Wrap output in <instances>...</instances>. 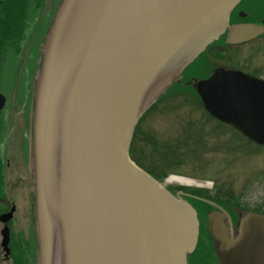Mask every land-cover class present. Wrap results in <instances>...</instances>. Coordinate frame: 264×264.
<instances>
[{
    "label": "water",
    "instance_id": "1",
    "mask_svg": "<svg viewBox=\"0 0 264 264\" xmlns=\"http://www.w3.org/2000/svg\"><path fill=\"white\" fill-rule=\"evenodd\" d=\"M240 1H61L31 115L38 264H54L56 247L58 264H188L197 212L138 167L130 145L144 113L225 33ZM261 29L232 27L227 43ZM193 88L210 116L264 146V80L217 67ZM208 219L219 264H264V215L249 212L236 229Z\"/></svg>",
    "mask_w": 264,
    "mask_h": 264
},
{
    "label": "rangeland",
    "instance_id": "2",
    "mask_svg": "<svg viewBox=\"0 0 264 264\" xmlns=\"http://www.w3.org/2000/svg\"><path fill=\"white\" fill-rule=\"evenodd\" d=\"M56 1L45 0L41 6L40 0H31L29 7L25 9L28 16L22 21L27 28L21 39L19 50L17 51L16 47L12 45L4 55L0 75V93L6 97V105L0 114V167L2 168L0 174L3 177V185L0 186V197L4 196L5 193L8 194L11 190L9 189V183L14 174L21 176L24 172H27L28 164L31 167V115L35 76L41 60L39 48H42L44 41L40 42V39L51 26L57 9ZM39 22H41V26H35ZM34 27L37 28L36 34L32 31V29L35 30ZM39 27L43 28L40 33ZM27 38L29 39L26 40ZM35 40L38 42H35ZM24 41L25 46L23 48ZM218 65L219 61L216 59V55L208 54L202 63L198 64L197 72L207 73ZM191 85L193 86V84ZM29 97L30 101H28ZM172 99L183 101H169V99L161 101L146 114L140 123L139 130L142 137L152 136L156 140L158 148V150L155 148L156 154L152 153V146L147 144L144 139L138 141L134 148L135 156L139 151H142L146 155L144 161L146 159L152 160L158 167L163 170L166 168L172 172L166 177L168 181H163L166 178L159 180L162 185L177 188L186 186L185 184L169 181L171 176H180L211 187L212 181L206 182L201 178L214 177V172L219 167L223 168L221 176L226 177L225 180L231 179V181H234L237 190L255 169L264 166V148L259 149L255 145L243 143L245 145L235 153L228 154L223 151L221 154H216L215 152H207L200 146L197 147L192 140L186 142L187 133L185 129L190 122L196 124L202 130L205 128L210 130L215 122L208 124L210 127L203 126V128L201 126V124L203 125L204 111L197 106L194 99L189 95L176 96ZM237 139L242 143L240 138L237 137ZM230 140V134L223 132L222 141L228 143ZM165 155L168 156L169 161L168 159L165 161L164 168L162 161L165 159ZM150 157L152 158L150 159ZM5 161L10 163V169L6 172L7 178L4 172L5 165L3 164ZM245 199L247 203L253 206L259 205L264 199V183H253L247 189ZM16 202L19 206L20 201L19 203ZM215 258L213 256L208 257L205 254L203 258L196 261L198 264H201V262L202 264H218L217 261H213Z\"/></svg>",
    "mask_w": 264,
    "mask_h": 264
},
{
    "label": "flooded vegetation",
    "instance_id": "3",
    "mask_svg": "<svg viewBox=\"0 0 264 264\" xmlns=\"http://www.w3.org/2000/svg\"><path fill=\"white\" fill-rule=\"evenodd\" d=\"M2 6L3 0H0V8ZM250 24L259 26L262 28V32L241 42L227 43V38L232 27ZM36 26H39V23ZM34 29V33H36L37 28L35 27ZM215 43L216 59H218L219 65L214 67L207 76L200 79L209 78L217 67H222L226 70L240 71L254 78L264 80V0H241L229 15L228 28H226L225 33ZM40 54L41 49L39 48ZM185 70L178 81L183 79ZM200 79L190 77L187 82L194 84L196 80ZM171 100L183 101L180 99H169V101ZM203 117L202 127H210L208 124L215 122L210 127V130L206 128L200 130V147L205 149V151L215 152L216 154H221L225 151L228 154H232L242 148L245 145L243 143L255 145L259 149L264 148L263 145L251 141L240 131L218 121L208 113L204 114ZM223 132L230 134V142L224 143L222 141ZM237 137L242 140V143L238 141ZM3 164L5 165L4 172L7 178L6 172L10 169V163L9 161H5ZM222 170L223 168L218 167L214 172V177L209 179L201 178V180L206 182L212 181L211 187L197 182L196 184L182 186L186 187V189L189 188L187 191L170 185L168 187L165 186L172 194L182 195L194 207L199 220V232L200 234L208 235L209 238L208 216L212 213L221 216L222 224L229 225L230 223L233 229L237 228L240 220L249 212L264 215V199L259 205L255 206L247 203L245 199L247 189L253 183H264V166L255 169L237 190L235 189L234 181H231V179L225 180L226 177L221 176ZM10 181L9 189L11 190H9L8 194L5 193L4 196L0 197V205L2 206L0 208V218L14 209L7 220L2 221L0 219V264H38V245L34 215L35 187L32 168L28 164L27 172H24L21 176L14 174ZM163 181L168 180L166 178ZM158 182L162 184L160 181ZM194 189H198L202 196L193 194ZM199 199L207 200L212 204L205 203ZM16 201L18 203L20 201L19 206ZM194 201H199L206 206L198 205ZM231 226L229 225L228 228L231 229ZM208 237L205 236L204 238L208 240ZM213 261H217L218 263L217 256Z\"/></svg>",
    "mask_w": 264,
    "mask_h": 264
},
{
    "label": "trees",
    "instance_id": "4",
    "mask_svg": "<svg viewBox=\"0 0 264 264\" xmlns=\"http://www.w3.org/2000/svg\"><path fill=\"white\" fill-rule=\"evenodd\" d=\"M40 1L42 6L45 0H40ZM61 1L62 0L56 1L57 8L60 5ZM30 2L31 0H3V6L0 8V75H1L2 63L5 58L4 55L6 54L8 48L13 45L14 47H16L17 51L19 50L18 48L20 46L21 39L23 38L25 30L27 28L25 23H23L22 21L25 20L28 16V14H26L25 12V9L29 7ZM47 32H45L44 35L41 37L40 42L44 40V37L46 36ZM215 45L216 43L214 42L189 67H187L183 79L181 81L174 82L173 85L164 94H162L159 97V99L144 113V115L141 117L140 121L138 122L135 128L132 142L130 145V151H129L130 158L138 167L146 171L149 175H151L154 179L158 181L160 179L166 178L170 173H172L165 168L166 165L165 161L168 159V156L165 155V159L162 161L165 170L155 165V162H153L152 160L146 159L145 162L143 159H145L144 157L146 155L142 151H139L135 156V152H134L135 145L137 144L138 141L140 142L142 139H144L145 142H147V144L152 146L153 154L154 153L156 154L155 148L158 150L155 142L156 140H154L152 136H148L146 138L142 137L139 130L140 123L142 122L146 114L149 111H151L156 105H158V103L182 95H189L190 97H192L196 102L197 106L203 109L204 114H207V112L203 108V104L199 96L197 95L195 89L187 81L189 80L190 77H194L197 79L204 78L205 76H207L208 73L211 72L208 71L207 73H203V72L199 73L197 72V66L198 64L202 63V61L206 58L208 54H213L214 56L216 55ZM38 69H39V65H38ZM28 101H30V97ZM1 113L2 112L0 111V114ZM200 130H201L200 127L190 122L185 129V132L187 133L186 142L187 140H192L197 147L200 146V137H199L201 133ZM151 158L152 157H150V159ZM1 170L2 168L0 167V173H2ZM1 185H3V177H1L0 174V186ZM178 188L184 189L186 191L187 189H189V188L186 189V187H182V186H179ZM192 193L202 196L198 189H194V192ZM194 202L197 203L198 205L206 206L205 204L199 201H194ZM205 236L208 237V235H205L203 233L199 235L198 245L194 253L188 256V264H196L197 263L196 260H200L205 256V254L208 255V257H212V256L216 257L214 253V248L210 243V238L208 237V240H206L204 238Z\"/></svg>",
    "mask_w": 264,
    "mask_h": 264
},
{
    "label": "bare ground",
    "instance_id": "5",
    "mask_svg": "<svg viewBox=\"0 0 264 264\" xmlns=\"http://www.w3.org/2000/svg\"><path fill=\"white\" fill-rule=\"evenodd\" d=\"M46 9V8H45ZM49 9V8H48ZM48 11V10H47ZM51 13V12H50ZM45 15H46V13H45ZM46 17V16H45ZM38 19H39V17H38ZM42 19V18H41ZM38 21V20H37ZM41 24V22H39V26H41L40 25ZM36 26V25H35ZM32 27V26H31ZM35 28V27H34ZM42 28V27H41ZM40 27H39V32H40V30H43V28L41 29ZM32 31H33V29H32ZM34 32H35V30H34ZM31 33V32H30ZM36 34V33H35ZM30 36V35H29ZM36 37V36H35ZM40 37V36H39ZM37 38H38V36H37ZM29 39V38H28ZM28 39H26V40H28ZM35 42H38V41H36L35 40ZM34 43V42H33ZM25 46V45H24ZM32 47V46H31ZM30 48V47H29ZM34 48V47H33ZM31 50V49H30ZM32 51V50H31ZM30 53V52H29ZM32 55V54H31ZM34 57V59H35V55L33 56ZM32 59V58H31ZM34 59H33V61H34ZM22 60V59H21ZM25 64V63H24ZM25 67H26V65H25ZM18 68V67H17ZM31 69V68H30ZM17 70V69H16ZM23 73V72H22ZM25 75H27V74H25ZM33 76V75H32ZM24 77V76H23ZM27 77V76H26ZM22 79V78H21ZM24 79V78H23ZM27 79V78H26ZM24 82V81H23ZM26 82V81H25ZM30 86H31V84H29ZM28 85V86H29ZM159 89V88H158ZM28 91V90H27ZM21 105V104H20ZM28 113V112H27ZM169 181H172V182H176V183H179V184H188V185H192V184H196V182L195 181H193V180H190V179H186V178H182V177H180V176H171L170 178H169ZM59 259H60V255H59V250L57 249V247H56V249H55V260H54V264H58V261H59Z\"/></svg>",
    "mask_w": 264,
    "mask_h": 264
}]
</instances>
